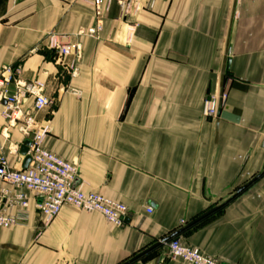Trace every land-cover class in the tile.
<instances>
[{"label":"crops","instance_id":"obj_1","mask_svg":"<svg viewBox=\"0 0 264 264\" xmlns=\"http://www.w3.org/2000/svg\"><path fill=\"white\" fill-rule=\"evenodd\" d=\"M63 43L82 49L76 75ZM7 66L53 101L38 115L45 148L130 218L117 227L66 206L44 227L30 194L29 222L0 229V264H185L168 244L133 260L179 231L223 264H264V0H0V74ZM5 103L0 156L22 170L26 138Z\"/></svg>","mask_w":264,"mask_h":264},{"label":"built area","instance_id":"obj_2","mask_svg":"<svg viewBox=\"0 0 264 264\" xmlns=\"http://www.w3.org/2000/svg\"><path fill=\"white\" fill-rule=\"evenodd\" d=\"M26 2L28 0H14ZM124 8V5H122ZM126 10V8H125ZM127 14V10H126ZM100 28L90 29L87 34L96 37ZM60 58L75 57L70 66L73 75L82 58L80 46L63 43L57 46ZM21 68L7 66L0 74V103H5L3 116L11 124L20 121V131L30 141L28 156L31 162L27 169L15 170L8 159L0 156V229H9L29 222L31 211L30 194L34 195L35 210L43 226H49L64 207L72 206L89 213H99L112 225L123 227L130 212L126 205L102 195L87 192L79 183V168L45 148L51 133L49 120L39 121L38 115L53 107V101L45 96V86L40 81L19 80ZM15 85L11 94L9 86ZM34 100L33 110H24V103ZM228 92L209 95L204 103V115L216 119L226 105ZM1 137V134H0ZM149 213L153 209H148ZM168 244V258L185 264H223L219 259L206 255L197 247L186 244L178 235Z\"/></svg>","mask_w":264,"mask_h":264},{"label":"water","instance_id":"obj_3","mask_svg":"<svg viewBox=\"0 0 264 264\" xmlns=\"http://www.w3.org/2000/svg\"><path fill=\"white\" fill-rule=\"evenodd\" d=\"M29 146H30V141L26 140L24 145L21 148V154L26 158L25 163H24V169H27L30 162H31V158L28 156V152H29ZM249 185L241 188L238 190L237 194H241ZM219 210V207L217 208H213L210 211H208L207 213H205L204 215H202L201 217L195 219L194 221H192L189 224V227H192L194 225H196L197 223L201 222L202 220H204L205 218L209 217L210 215L214 214L215 212H217ZM127 223L129 222V220L126 221ZM182 231H179L177 233L172 234L170 237H167L165 239H163L162 241H160V243H157L155 245H153L151 248H149L148 250H146L145 252H143L142 254H140L139 256H137L135 260L140 259L141 257L145 256L146 254L150 253L151 251H153L154 249L160 247L161 245L167 244L168 242H170L173 238H175L176 236H178L179 234H181Z\"/></svg>","mask_w":264,"mask_h":264}]
</instances>
